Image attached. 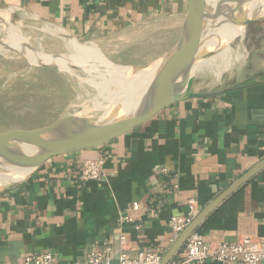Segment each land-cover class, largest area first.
I'll list each match as a JSON object with an SVG mask.
<instances>
[{"label": "crops", "instance_id": "obj_1", "mask_svg": "<svg viewBox=\"0 0 264 264\" xmlns=\"http://www.w3.org/2000/svg\"><path fill=\"white\" fill-rule=\"evenodd\" d=\"M16 11L101 42L170 20L177 43L188 3L0 0V18ZM253 56L250 69L235 80L252 76L243 87L173 104L101 148L54 157L0 191V264H24L26 255L41 252L52 253L58 264H75L106 247L117 261L122 233L132 255L153 249L165 256L178 239L170 228L173 217L187 215L191 203L201 212L264 160V51ZM98 157L106 158V177L81 181L83 162ZM134 202L139 211L131 210ZM121 213H131L134 223L121 227ZM197 231L208 243L264 240V170Z\"/></svg>", "mask_w": 264, "mask_h": 264}, {"label": "rangeland", "instance_id": "obj_2", "mask_svg": "<svg viewBox=\"0 0 264 264\" xmlns=\"http://www.w3.org/2000/svg\"><path fill=\"white\" fill-rule=\"evenodd\" d=\"M8 15L0 18V42L9 40L15 29L18 36L29 40L34 50L47 55L68 53L64 39L49 32L46 26L62 28L17 11L16 15ZM174 27L172 21L166 20L138 25L128 38L116 36L103 42L75 38L91 48L95 46L94 49L113 64L136 67L150 65L173 49L176 43ZM231 31L232 36L226 41L234 51L232 58L237 55V59L231 67L224 66L225 71L220 76L212 72L196 75L199 89H213L242 77L256 58L253 55L264 51V21L248 26L246 31L243 26ZM68 36L74 37L70 33ZM16 50L2 49L0 52V132L44 127L69 114L101 116L122 103L125 91L113 83L110 75H104L103 79L102 73L88 74L83 69L63 73L55 65H33Z\"/></svg>", "mask_w": 264, "mask_h": 264}, {"label": "water", "instance_id": "obj_3", "mask_svg": "<svg viewBox=\"0 0 264 264\" xmlns=\"http://www.w3.org/2000/svg\"><path fill=\"white\" fill-rule=\"evenodd\" d=\"M186 1L188 12L180 39L168 54L158 60L162 63L142 93L141 100L135 106L129 111L118 107L101 116L69 114L44 127L0 132V170L29 168L31 170L27 174L29 175L54 157L101 148L150 121L173 104L191 99L215 98L243 87L252 76L213 89H199L194 67L199 60L213 55L212 51L204 48V43L211 39L212 35H217V29L228 19H236L245 27V31L248 26L264 21V16L256 15L253 18L248 16L250 10L248 5L256 0ZM0 44L5 45L3 42ZM150 65H139L133 68L139 70ZM75 69L82 68L75 67ZM261 115L264 118V111H261ZM263 170L264 160L239 177L228 189L202 209L179 235L163 257L161 264H170L191 234L197 231L227 198ZM18 181L0 187V191L9 189Z\"/></svg>", "mask_w": 264, "mask_h": 264}, {"label": "bare ground", "instance_id": "obj_4", "mask_svg": "<svg viewBox=\"0 0 264 264\" xmlns=\"http://www.w3.org/2000/svg\"><path fill=\"white\" fill-rule=\"evenodd\" d=\"M248 7L250 8L248 12V16L250 18L256 17V15L260 17L262 14H264V0H256L252 3L250 2ZM7 18L9 19V17ZM242 26L243 25H241L236 19H228L220 25V27L217 29L218 34L214 36L212 35L211 39L204 43V48L208 51H212L213 55L197 62L194 67V73L196 75H205L209 72H212L220 76L222 72L225 71L223 70L224 66L231 67V65H233V60L235 61L237 59V55L232 58L234 51H232L231 43L227 42L226 40L232 36V28H238ZM46 27L49 32L60 35V37L64 39L65 45L68 49L67 54L47 55L41 53V51L34 50L29 40H26L23 35V38L18 36L19 34L15 33V29H12L13 34L10 33L12 35L11 38L3 42L5 45L0 47V52H2V49L9 51L18 49L16 51L23 54L31 62V64L55 65L63 73L65 71L72 73L75 67H79L85 70L88 74H93V72L102 73L103 79H105L104 75L106 77L107 75H110L113 83L116 86H120L125 91L122 103L119 101L121 104L114 107V109L121 107L122 110L129 111L133 106H135V104L141 100L142 93L162 63L161 61H156L150 66L139 70H134L133 67H121L111 63L110 61H107L104 55L98 51V49H94L95 46L91 48L92 46L90 47L80 43L75 37L68 38L69 33L67 31L65 32L64 29H62L63 31L57 30L48 24ZM15 34L18 37H16ZM110 109L112 110L113 108ZM30 171L31 170L29 168L1 169L0 187L20 180Z\"/></svg>", "mask_w": 264, "mask_h": 264}, {"label": "built area", "instance_id": "obj_5", "mask_svg": "<svg viewBox=\"0 0 264 264\" xmlns=\"http://www.w3.org/2000/svg\"><path fill=\"white\" fill-rule=\"evenodd\" d=\"M105 157L87 159L83 162L81 181H101L106 177ZM140 203L132 204V211L140 210ZM200 213V209L190 204L187 215L175 216L170 221V228L175 238L186 229L193 219ZM135 217L131 213L119 215L120 226L134 223ZM140 228L139 226H137ZM178 258L170 264H207L211 261H218L224 264H261L264 262V240L245 236L235 243L219 242L208 243L205 237L195 231L188 238L184 247L177 254ZM164 254L160 250L148 249L132 255L128 244L127 236L120 235V253L117 261H114L112 248L106 247L99 251L90 253L83 262L75 264H161ZM24 264H58L50 252L30 253L25 256Z\"/></svg>", "mask_w": 264, "mask_h": 264}]
</instances>
